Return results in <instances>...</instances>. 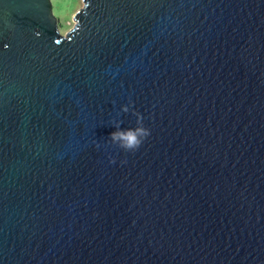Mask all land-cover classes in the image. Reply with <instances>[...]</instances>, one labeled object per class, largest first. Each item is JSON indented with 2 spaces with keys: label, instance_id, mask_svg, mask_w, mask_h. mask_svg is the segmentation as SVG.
Masks as SVG:
<instances>
[{
  "label": "water",
  "instance_id": "obj_1",
  "mask_svg": "<svg viewBox=\"0 0 264 264\" xmlns=\"http://www.w3.org/2000/svg\"><path fill=\"white\" fill-rule=\"evenodd\" d=\"M82 1L0 0V264H264V0Z\"/></svg>",
  "mask_w": 264,
  "mask_h": 264
},
{
  "label": "clouds",
  "instance_id": "obj_2",
  "mask_svg": "<svg viewBox=\"0 0 264 264\" xmlns=\"http://www.w3.org/2000/svg\"><path fill=\"white\" fill-rule=\"evenodd\" d=\"M131 106L132 102L129 101V104L121 105L120 111L122 113H129ZM132 115L136 117L135 127L121 129L120 125L123 121H114L111 126L116 130L110 133L108 138L124 152L129 153L138 150L144 140L150 135V130L143 124V116L134 109L132 110ZM109 163H115V160L110 159ZM121 163H125V161H121Z\"/></svg>",
  "mask_w": 264,
  "mask_h": 264
},
{
  "label": "rangeland",
  "instance_id": "obj_3",
  "mask_svg": "<svg viewBox=\"0 0 264 264\" xmlns=\"http://www.w3.org/2000/svg\"><path fill=\"white\" fill-rule=\"evenodd\" d=\"M52 12L58 24V32L64 35L74 26L73 16L83 6L82 0H51Z\"/></svg>",
  "mask_w": 264,
  "mask_h": 264
}]
</instances>
